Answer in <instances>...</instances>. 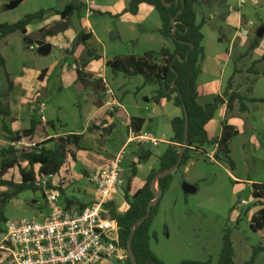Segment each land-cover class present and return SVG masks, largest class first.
Here are the masks:
<instances>
[{"label":"rangeland","instance_id":"obj_1","mask_svg":"<svg viewBox=\"0 0 264 264\" xmlns=\"http://www.w3.org/2000/svg\"><path fill=\"white\" fill-rule=\"evenodd\" d=\"M12 1L14 0H0V24L17 22L25 15L39 10H46L45 14L49 16L75 0H22L16 7L8 8ZM120 1L94 0L98 8L89 17L84 16L83 10L81 11L83 17L87 19V22L82 21L83 30L93 33V39L89 45L101 56L100 59H91L90 65L83 63L86 60L84 45L82 43L74 45L70 42L71 38L67 35L74 26L68 22H66L68 28L65 31H55L53 35H48L42 40L51 45L46 54H42L39 47L30 42L33 39L41 40L43 37L39 27L44 18L30 24L28 34L23 35L16 32L0 40V52L5 59V66L0 67V102L1 108L8 112L6 116L0 113V145L9 144L7 135L2 130L3 121L9 127L20 131L29 127L33 116L39 120L43 116L45 120L53 122V125L41 124L37 134L31 140L26 139L28 142H39L49 138V133H46L49 126L50 130H57L55 133L78 129L80 131L82 127H85L88 121L85 109L91 107L89 100L87 101L88 98L98 103L102 97L105 99L113 97V94H107L101 89L95 90L98 91L96 93L99 97L92 96L90 90L77 81V71L73 69L74 65L84 66L86 72H88V65L98 71L103 66L110 87L115 91L118 90L120 95L126 96L122 100L124 105L131 109L134 98H137L144 106L148 105L149 102L145 101L151 99V92L157 89V86L144 85L142 76L126 77L121 73L116 75L105 66V61L116 56L142 55L149 49H158L160 46L158 41L149 42L147 38L143 39V29L160 28V18L158 12L153 9L151 16L140 24L139 21L143 17H139L140 20L137 21L135 17L123 18L119 13L107 10L111 9L108 7L111 6L114 8L113 11H116ZM194 1L198 20L211 15L207 10L206 13L202 11L205 0ZM262 1L259 0L257 4L252 0H246L244 3L240 0L231 2L233 7L241 11L243 15V25L248 29L249 41L248 45L241 47L237 45L239 39L237 40L233 56L228 61L224 73L226 87L234 74L235 67L248 69L256 63L255 67L258 71L264 70V58L262 57L264 35L257 36L258 29L264 26ZM229 14H231L229 7L221 2L219 12L210 26L215 27L218 22L225 21ZM57 20L43 28L56 30L57 24H60L62 19L58 17ZM250 21L253 24L247 25ZM114 32H121V34L112 38L111 35ZM233 35L232 29L224 35L227 48ZM166 41L171 47V42ZM253 43L254 46L251 48ZM69 45H71V50L67 52ZM240 54H242L241 58H239ZM43 70H45V75L39 79ZM7 73L12 83L8 82ZM235 76L240 82L245 78L246 73H237ZM201 78L202 80L208 79L205 75H200ZM243 93L249 97L264 98V75L256 77L252 86L249 84ZM42 104L44 109L40 112ZM246 104L248 111L235 113L241 116L243 124H238L240 132L230 144V155L236 164L233 169L224 158L221 160L216 158V151L212 154V158L208 157L207 153L205 155L194 154L186 166L172 173L170 187L161 195L157 214L150 225L149 248L162 264H178L184 260L201 262L211 260L212 264H217L223 236L227 229L231 231L235 264H244L248 261L255 248H264V229L255 232L250 227L251 217L261 208V205L243 204V201L253 197V187L249 180L264 183V122H262L264 120L259 111L264 107L250 101ZM120 121L121 118L116 119L117 133L110 142H107L112 150L126 139L127 129L125 125L120 124ZM249 121L252 127H255L254 130L251 126L249 127ZM151 126L156 130V124ZM167 127L169 126L165 125V122L160 123L157 137H162L160 133L166 132ZM100 141L87 140L84 143L88 149H97L96 145L100 144ZM205 147L207 152L212 151L211 145ZM145 148L146 154L149 152L155 154L157 151L164 153L167 149L162 143H159L157 149L152 148V145H146ZM126 151L128 153L138 152V145L131 144ZM71 167L78 180H72L74 183L68 184L62 201L67 198H80L74 190L76 187L80 188L85 185H80L85 181L82 173L86 176V172H83V163L78 161ZM129 169V163L126 162L123 166L124 174L121 182L124 188L131 174ZM12 175L17 180L19 179L15 169L10 170L5 178L9 179ZM184 183L196 186L197 191L186 194L183 190ZM4 190L5 188L0 187V192ZM157 192L159 193V188ZM117 199L120 200L121 197L117 196ZM2 209L7 219L24 216L37 217L39 211H45L42 192L25 191L5 203ZM129 262L131 260L128 256L124 260L104 259L97 264H129ZM253 264H264V250L258 252Z\"/></svg>","mask_w":264,"mask_h":264},{"label":"trees","instance_id":"obj_2","mask_svg":"<svg viewBox=\"0 0 264 264\" xmlns=\"http://www.w3.org/2000/svg\"><path fill=\"white\" fill-rule=\"evenodd\" d=\"M193 1L131 0L125 9L126 12L131 14H137L142 3L154 7L161 22L158 32L169 40L173 47L172 49L162 47L158 51H146L142 55L116 56L106 61V67L111 69L114 74L121 73L126 77L142 76L144 85L157 86L155 99H166L183 110L181 117L171 120L172 143L158 157V166L150 171L143 186L133 195L129 192V184L136 174L135 163L132 166L126 187L122 186L123 197L130 205L128 210L120 213L117 211V203L112 202L109 204L110 213L117 219L120 226V245L125 248L130 246L137 264H162L149 248L150 225L157 214L161 195L170 187L172 173L158 178L160 198L151 206L150 213L147 215L149 205L156 199L152 182L158 174L174 167L178 163L181 153L182 156L177 170L186 166L194 154L205 155L207 151L203 147L216 144L219 146L216 158L218 160L224 158L232 169L235 167V162L230 155L229 142L238 134V131L234 126L223 122L220 137L210 138L206 131V125L214 117L220 104L227 102L228 110H231L235 102H238L240 111L245 112L247 110L246 101L249 99L237 91H232L233 84L229 81L223 93L214 97L211 103L206 105L199 103L198 78L202 72V62L205 58L203 25L206 19L197 20ZM82 8L83 5L74 2L55 12L60 15L62 20L68 22L71 15L76 11H81ZM45 13L46 10H39L25 15L17 22L0 24V40L16 32L26 35L28 26L35 21L42 20ZM40 32L43 36L41 40H43L48 35H53L55 30L41 28ZM90 37L89 33L81 30L74 40V45L82 43L85 47L86 60L83 61L85 65L91 59L101 58L88 44ZM253 46L254 43L250 47ZM262 57L264 58V54ZM255 64L251 65L250 72ZM4 66L5 59L0 52V67ZM83 67L76 66L77 81L84 87L105 90L103 80H94L92 73L86 72ZM44 75L45 70L41 72L39 79H42ZM6 78L8 82L12 83L8 73ZM249 101L264 102V99H250ZM0 113L4 116L8 115V112L1 108V102ZM186 118L188 119L187 134ZM137 120L140 121V124L135 123ZM142 123L143 119L130 120L131 128L134 131H139ZM49 124L53 125V122H49ZM40 125L41 120L36 119L34 116L30 120L29 127L20 131H14L5 121L2 123V130L6 133L9 144L0 145V187L5 188L4 191L0 192V233L3 231V224L7 221L2 209L5 203L25 191H41L44 196L45 187L41 185L42 179L57 174L70 159L73 161L77 159L78 151L84 150L82 135L76 133L50 137L34 146L15 147L14 144L22 138L31 140L37 134ZM98 130H100V127L97 126L90 128L91 132H97ZM222 145H224L223 151L220 150ZM12 169L17 170L18 180L14 175L9 179L5 178ZM50 187L48 186L49 189ZM252 187V196L261 205V208L251 217L250 227L253 231L259 232L264 229V183H252ZM61 192L64 194V189H61ZM146 215L147 217L141 224H138ZM263 250V247L255 248L251 258L244 264H253L258 252ZM234 257L231 231L227 229L223 236L217 264H235ZM129 264L132 263L129 262ZM178 264H212V262L211 260L204 262L184 260Z\"/></svg>","mask_w":264,"mask_h":264},{"label":"crops","instance_id":"obj_3","mask_svg":"<svg viewBox=\"0 0 264 264\" xmlns=\"http://www.w3.org/2000/svg\"><path fill=\"white\" fill-rule=\"evenodd\" d=\"M91 1V5L88 6L85 3V0H75L74 2H78L81 5H83V12L84 16H86V12L89 8H91L93 11H95L98 8V4L94 2V0H89ZM131 0H121L119 4L117 5V10L113 11L114 8L111 6H108L111 9L107 10H112L114 13H119V15L123 18H132L135 17V20H140L139 17L141 18V21H139L140 24L144 23L145 20L148 19L149 16H151L154 7L142 3L139 7L138 13L137 14H131L129 12H126L125 9L128 7L129 2ZM233 0H205L204 8L202 11L206 13V10L210 12V16L206 17L204 16L203 18L206 19L204 25H203V33H204V49H205V58L202 62V72L201 76L205 75L208 77V79H200V76L198 78V94H199V103L201 105H206L208 103H211L214 99V97L221 95L226 88L224 85V73L226 71L227 63L233 56V52L236 48L237 40L239 39V46L244 47L248 45V38L245 35H242L239 30L240 28H246V26L243 25V15L241 14V11H238L236 9H233V5L231 4ZM259 0H257L258 3ZM71 2V3H74ZM222 2L224 5L229 7L230 13L227 16V19L222 22H218L215 27L210 26L211 22L213 19H215L216 14L219 12V5ZM264 4V0L262 1ZM69 4V3H68ZM194 7H195V1H193ZM81 10V11H82ZM85 10V11H84ZM196 10V9H195ZM81 11H76L74 12L71 17L68 19V23L71 24L73 27V30H71L67 36H69L70 42L74 43V40L77 36V33L81 30L84 29V26L82 25V21H86L85 17H83V12ZM54 12V11H53ZM86 13V14H85ZM197 13V12H196ZM60 17L59 14H51L47 16L45 14L44 16V21L40 25L39 29L46 27L49 25L50 22L55 21ZM87 17V16H86ZM197 20H198V14H197ZM200 21V20H198ZM58 22V20H57ZM248 25V24H247ZM75 29V30H74ZM159 29V28H158ZM158 29H146L144 28V33H143V39L147 38L149 42H155L158 41L160 46L158 49H149L150 50H155L158 51L160 48L165 46L164 44H167L168 48L173 47L171 43V47L169 45V42H167L166 38L164 39L163 36L158 32ZM232 29L234 31V35L232 39L229 41V46L228 48L226 47V44L224 43V35L227 34V31ZM247 29V28H246ZM134 30V28H133ZM248 30V29H247ZM84 31V30H83ZM85 33H89L91 35L90 39L88 40V44H91L92 39H93V33L84 31ZM29 33V26L27 28V34ZM119 36L121 32H118ZM72 43V44H73ZM62 45H60L61 47ZM70 46V48H69ZM67 48V52H70L71 50V45H69ZM162 46V47H161ZM250 46V45H249ZM241 58L242 54L239 55ZM238 58V59H239ZM90 62V61H89ZM88 62V63H89ZM90 65V63H89ZM88 65V72L92 73V78L95 79H102L103 83L105 84V90L103 92L107 94H113V97L110 99H105V98H100L98 103L94 102V99L88 98L87 101L89 100V103L91 107L89 106L87 109H85V113L88 116V121L85 125V127H82L80 131L76 130H71V131H66V132H61V133H55L57 130H50V126L46 129V133L49 135L48 137H55L57 135H62V134H68V133H76L82 135V146L84 147V150H80L77 153V159L75 161L69 160L71 163V166L73 163H77L78 161H81L84 165L83 167V172H86V176L88 173L93 170L97 165L103 164L110 158H112L116 153H118L126 144L128 135H129V126L127 123V119H143V123L141 124L140 130L142 131H147L149 132L154 138L157 139V143L154 144L152 142L146 143V144H140L138 145V152L132 151L128 154L127 160L125 161L129 163V170L131 172V168L135 163L136 167V174L135 176L132 177L131 182L129 184V192L131 195H133L138 189H140L147 176L149 175L150 171L158 166V157L162 154L157 151V153H152L149 152L146 154V145H152V148L157 149L159 146V143H162L165 145L167 148L168 145H170L171 142V137L173 135L172 127H171V120H173L176 117H181L183 114V110L180 107L175 106L171 101H168L166 99H155V90L151 92V99H146L145 102H149L147 106H144L142 102H140L137 98H134L132 100L131 104V109L124 105L122 103L123 98H126V96L120 95L118 90H114L113 88L110 87L108 84L106 75H105V70L103 66L100 68V70L92 69ZM105 66H106V61H105ZM251 67V66H250ZM250 67L248 69H238L235 67L234 69V74L231 76L230 80L231 83L233 84L232 86V91H237L241 93L242 95L246 96L249 100L250 99H261L263 97H249V95L244 94V90L248 88L249 84L252 86V82L256 79V77L264 75V70L263 71H258L256 67L254 66L253 69L251 68V72L249 71ZM90 68V69H89ZM237 73H246L245 78L238 82L236 79L235 74ZM117 75V74H116ZM118 77V76H117ZM229 82H227L228 85ZM88 88V87H86ZM90 90V94L92 96L99 97L98 94L95 91L97 89L88 88ZM94 89V90H91ZM129 93V92H127ZM264 99V98H263ZM152 100V101H151ZM248 100V101H249ZM247 102V101H246ZM253 103H258L260 106L264 107V102H255V101H250ZM248 105H247V110L248 111ZM38 111V110H34ZM260 114L263 117L264 120V108H261ZM235 113H240L239 109V103L235 102L233 105V108L231 110H228L227 107V102H224L219 105L214 117L208 122L206 125V131L208 133V136L210 138H216L220 137L221 135V130H222V125L223 122H227L229 125H232L235 127V129L238 131L239 134V129H238V124H243V119L241 116ZM121 118L120 124L125 125L127 129V134H126V139L121 142L120 145H118L115 149L109 148V144L107 142H110L112 137L114 136L115 133H117V124H116V119ZM50 121L48 120H41V124H46L49 123ZM165 122V125H168L165 129L166 132L160 133L162 137H157V131L159 124ZM264 122V121H262ZM135 123L140 124V121L137 120ZM156 124V130L152 128L151 125ZM245 125V124H244ZM91 126H97L100 127V130L97 132H91L90 127ZM252 127L251 122L249 121V127ZM14 131H17V129L12 128ZM252 130L255 129V127L251 128ZM237 134V135H238ZM236 135V136H237ZM87 140H101L100 144L96 145L98 148L97 149H88V147L85 146V141ZM233 141V139L229 142V149H230V154H231V148L230 144ZM212 146V151L211 152H216L219 148V146L216 145H211ZM206 147H203L205 149ZM134 157V158H133ZM235 162V161H234ZM123 164V166L125 165ZM236 165V164H235ZM72 168V167H71ZM124 171V170H123ZM74 180H78L72 170L69 173ZM124 174V173H123ZM86 176L83 175L82 173V178L85 180L82 184H85L82 187H76L74 190L77 191L78 197L76 198H67L65 199L66 202H75L78 204H83L87 205L92 202L93 197H94V188L92 184L87 180ZM123 177V176H122ZM249 183H256L252 182V180H249ZM89 182V183H88ZM74 182L71 181L70 184ZM158 183H154V189L157 191L158 188ZM76 186V184H75ZM122 188V184H121ZM66 190H64L65 194ZM123 193V189H122ZM121 197V196H120ZM81 198L83 200H81ZM116 203L119 205L122 201L123 198L121 197L120 200L115 198Z\"/></svg>","mask_w":264,"mask_h":264},{"label":"built area","instance_id":"obj_4","mask_svg":"<svg viewBox=\"0 0 264 264\" xmlns=\"http://www.w3.org/2000/svg\"><path fill=\"white\" fill-rule=\"evenodd\" d=\"M252 1L257 4V0ZM85 3L91 5L89 0ZM93 12L89 8L86 16ZM252 24L250 21L248 25ZM239 32L245 36L249 34L246 28H240ZM43 109L42 104L39 111ZM41 120L45 118L41 116ZM127 123L129 135L125 146L86 176L94 188L92 202L82 206L62 201L61 189L65 190L73 180L68 161L57 174L42 179L45 211H39L37 217L7 219L4 223L0 233V264H97L104 259L124 260L129 256L128 248L120 245V226L111 215L109 204L116 203L115 198L121 196L123 201L117 204V211L124 213L130 207L120 190L123 164L129 158L126 148L131 144H156L157 139L147 131H134L130 119ZM26 139L16 142L15 147L34 146L44 141L28 142ZM212 154L214 152H207L208 157L212 158ZM252 203L260 205L253 197L243 201V204Z\"/></svg>","mask_w":264,"mask_h":264},{"label":"water","instance_id":"obj_5","mask_svg":"<svg viewBox=\"0 0 264 264\" xmlns=\"http://www.w3.org/2000/svg\"><path fill=\"white\" fill-rule=\"evenodd\" d=\"M21 1L22 0H14V1H12L8 5V8H14V7H16L18 4H20ZM67 28H68V25H67L66 21L65 20H61L60 24H58V26H57V28H56L55 31L56 32H63ZM263 35H264V26L260 27L258 29V31H257V36L261 37ZM111 36H112V38H115V37L118 36V33L117 32H114ZM30 42L31 43H35L39 47V51L42 54L48 53L49 50H50V48H51V45L49 43H46V42H44L42 40H35V39H33V40H30ZM187 131H188V119L186 118V134H187ZM220 150L221 151L224 150V145H222L220 147ZM181 156H182V153H181V155L179 157L178 163L174 167H172V168H170V169H168V170H166V171L158 174L157 177H155V179L153 180V182H152V188H153L154 192L156 193V199L154 201H152L151 204L149 205L147 215L150 213L151 206L153 204H155L159 200V198H160V194L154 189V183L157 182L158 178L163 177V176H165L167 174H170V173H173L174 171H176L177 168H178V166H179ZM197 189L198 188L196 186H194V185H190V184H187V183H184L183 184V190H184V192L186 194H188V193H195L197 191ZM120 190L122 191V188H120ZM147 215L142 220H140L138 222V224H141V222L147 217ZM128 252H129V257H130L131 263L132 264H137V262H136V260L134 258V255H133V253L131 251L130 246H128Z\"/></svg>","mask_w":264,"mask_h":264},{"label":"flooded vegetation","instance_id":"obj_6","mask_svg":"<svg viewBox=\"0 0 264 264\" xmlns=\"http://www.w3.org/2000/svg\"><path fill=\"white\" fill-rule=\"evenodd\" d=\"M58 25V24H57Z\"/></svg>","mask_w":264,"mask_h":264}]
</instances>
